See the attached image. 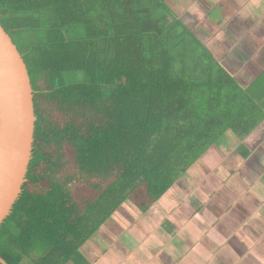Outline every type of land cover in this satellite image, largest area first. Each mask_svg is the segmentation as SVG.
Returning <instances> with one entry per match:
<instances>
[{
    "label": "trees",
    "instance_id": "trees-1",
    "mask_svg": "<svg viewBox=\"0 0 264 264\" xmlns=\"http://www.w3.org/2000/svg\"><path fill=\"white\" fill-rule=\"evenodd\" d=\"M114 1L0 0L36 117L26 181L0 226L7 264L36 243L27 264L76 259L121 204L148 209L225 130L242 138L264 115L208 52L178 57Z\"/></svg>",
    "mask_w": 264,
    "mask_h": 264
},
{
    "label": "crops",
    "instance_id": "crops-1",
    "mask_svg": "<svg viewBox=\"0 0 264 264\" xmlns=\"http://www.w3.org/2000/svg\"><path fill=\"white\" fill-rule=\"evenodd\" d=\"M121 1L178 57L208 52L247 92L242 100L264 111V0ZM235 133L225 130L148 209L121 204L65 264H264V216L255 214L264 205V115Z\"/></svg>",
    "mask_w": 264,
    "mask_h": 264
},
{
    "label": "water",
    "instance_id": "water-1",
    "mask_svg": "<svg viewBox=\"0 0 264 264\" xmlns=\"http://www.w3.org/2000/svg\"><path fill=\"white\" fill-rule=\"evenodd\" d=\"M28 68L0 25V226L22 192L36 117ZM0 264H7L0 257Z\"/></svg>",
    "mask_w": 264,
    "mask_h": 264
},
{
    "label": "rangeland",
    "instance_id": "rangeland-1",
    "mask_svg": "<svg viewBox=\"0 0 264 264\" xmlns=\"http://www.w3.org/2000/svg\"><path fill=\"white\" fill-rule=\"evenodd\" d=\"M73 78H74V75H70V74L67 75V79L72 80ZM65 159L67 161H71V159H72L71 154H69V153L66 154ZM68 166H70V165H67V167ZM43 249H44V247L41 244L36 243L35 247H33L31 250L32 253L25 258L24 264H27V262H30L31 260H34V259H37L38 257H40V255H42V253L44 251Z\"/></svg>",
    "mask_w": 264,
    "mask_h": 264
},
{
    "label": "clouds",
    "instance_id": "clouds-1",
    "mask_svg": "<svg viewBox=\"0 0 264 264\" xmlns=\"http://www.w3.org/2000/svg\"><path fill=\"white\" fill-rule=\"evenodd\" d=\"M217 38H219V37H217ZM238 74H241V73L238 72ZM259 187H260V191H261V192H264V185H260ZM255 214H256L257 216H264V205L258 207V208L256 209Z\"/></svg>",
    "mask_w": 264,
    "mask_h": 264
}]
</instances>
